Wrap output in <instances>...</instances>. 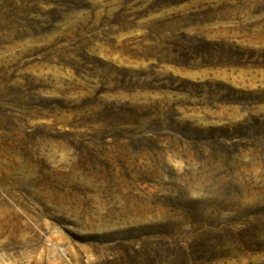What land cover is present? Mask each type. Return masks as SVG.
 Segmentation results:
<instances>
[{
    "label": "rangeland",
    "instance_id": "obj_1",
    "mask_svg": "<svg viewBox=\"0 0 264 264\" xmlns=\"http://www.w3.org/2000/svg\"><path fill=\"white\" fill-rule=\"evenodd\" d=\"M0 264H264V0H0Z\"/></svg>",
    "mask_w": 264,
    "mask_h": 264
}]
</instances>
